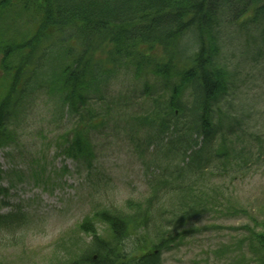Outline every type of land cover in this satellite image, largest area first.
<instances>
[{
	"label": "trees",
	"instance_id": "16d2710c",
	"mask_svg": "<svg viewBox=\"0 0 264 264\" xmlns=\"http://www.w3.org/2000/svg\"><path fill=\"white\" fill-rule=\"evenodd\" d=\"M13 6L32 9L38 21L25 40L0 45V73L13 76L0 101V140L7 137L12 120L24 113L22 101L28 98L23 96L38 79L55 91L58 116L67 108L76 117L66 154L78 162L92 159L87 143L107 115L99 108L111 79L128 68L175 82L168 100L152 99L153 117L139 121L153 129L151 144L172 160L178 156L179 163L169 176L152 177L144 201H128L126 209H94L92 220L107 228L110 241L100 238L92 220L85 219L80 229L90 241L73 263L162 264L163 253L196 230L190 227L194 219L229 210L206 173L227 175L235 167L249 166L254 154L256 160L261 156L259 139L249 134L248 141L259 145L247 149L245 133L237 129L240 122L230 119L221 105L236 87L219 60V27L225 17L233 27L230 38L243 33L244 43L255 46L259 58L264 51V0H0V17ZM13 217L21 220L23 215ZM255 228L259 231L248 230L246 239L227 249L228 264H264V221ZM134 233L142 244L137 239L139 246L129 250L125 241Z\"/></svg>",
	"mask_w": 264,
	"mask_h": 264
},
{
	"label": "rangeland",
	"instance_id": "374dc122",
	"mask_svg": "<svg viewBox=\"0 0 264 264\" xmlns=\"http://www.w3.org/2000/svg\"><path fill=\"white\" fill-rule=\"evenodd\" d=\"M36 21L32 9L21 11L13 6L5 11L0 17V45L25 40ZM232 29L223 17L219 60L228 67L236 88L224 96L226 104L221 105L230 119L240 122L237 129L245 133L247 149L259 145L248 141L252 133L263 150L258 160V155L252 156L247 167H235L223 176L206 173L205 178L221 189L229 210L194 219L190 227L196 230L177 248L163 253L162 264H228L227 249L246 239L248 230L259 231L255 227L264 221V51L255 58V46L244 43L243 33L230 38ZM134 75L135 71L123 68L121 75L105 85L104 105L99 109L107 115L89 136L93 158L82 162L64 154L73 140V132H68L77 126L76 117L66 109L59 117L53 88L34 80L24 100V118L12 120L10 138L0 143V195L5 191L7 195L2 196L9 199L7 203L22 208L27 218L23 228L0 229V264L77 263L89 243L80 226L92 217L94 207L126 209L128 201L142 202L149 196L148 182L157 175L152 169L158 168V174L174 171L179 157L172 160L167 151L152 145L148 139L154 131L139 119L153 117L152 99L168 100L175 82L150 74H139L137 79ZM12 77L0 73V101ZM2 201L0 213L4 214L10 209L2 208ZM92 222L99 237L110 241L107 228ZM137 239L141 245L140 235H130L127 249L138 247ZM215 250L222 252L221 257L213 254Z\"/></svg>",
	"mask_w": 264,
	"mask_h": 264
}]
</instances>
